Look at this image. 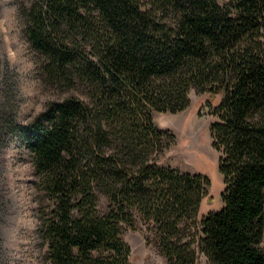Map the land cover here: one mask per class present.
Wrapping results in <instances>:
<instances>
[{
    "label": "trees",
    "instance_id": "trees-1",
    "mask_svg": "<svg viewBox=\"0 0 264 264\" xmlns=\"http://www.w3.org/2000/svg\"><path fill=\"white\" fill-rule=\"evenodd\" d=\"M25 33L54 82L49 101L0 135L32 156L45 264H131L122 239L154 224L168 264H264V0H27ZM207 96L222 207L200 218L211 181L160 165L154 112ZM107 199L106 210L101 207Z\"/></svg>",
    "mask_w": 264,
    "mask_h": 264
},
{
    "label": "rangeland",
    "instance_id": "rangeland-1",
    "mask_svg": "<svg viewBox=\"0 0 264 264\" xmlns=\"http://www.w3.org/2000/svg\"><path fill=\"white\" fill-rule=\"evenodd\" d=\"M27 0H0V122L14 116L28 123L46 104L80 91L54 82L46 72L47 59L37 52L25 33L20 8ZM182 112H154L155 125L168 131L169 146L160 165L182 173L208 177L211 186L200 218L222 207L219 154L212 147L210 126L215 118L205 106L207 96L195 91ZM35 166L19 137L0 135V264H45L48 245L41 237V215L51 203L34 182ZM107 199H102L105 211ZM122 239L131 247V264H168L151 221L137 215L125 225ZM264 248V240L262 244ZM197 264H211L197 249Z\"/></svg>",
    "mask_w": 264,
    "mask_h": 264
}]
</instances>
